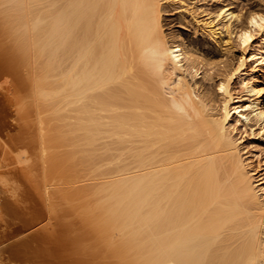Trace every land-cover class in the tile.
Masks as SVG:
<instances>
[{"label": "bare ground", "instance_id": "6f19581e", "mask_svg": "<svg viewBox=\"0 0 264 264\" xmlns=\"http://www.w3.org/2000/svg\"><path fill=\"white\" fill-rule=\"evenodd\" d=\"M18 1L0 123L14 113L26 134L0 149V264H264V172L232 136L255 122L264 145V11L242 24L198 0ZM176 6L200 36L237 39L218 106L198 45L170 33ZM235 81L255 100L237 106Z\"/></svg>", "mask_w": 264, "mask_h": 264}, {"label": "rangeland", "instance_id": "374dc122", "mask_svg": "<svg viewBox=\"0 0 264 264\" xmlns=\"http://www.w3.org/2000/svg\"><path fill=\"white\" fill-rule=\"evenodd\" d=\"M7 1L10 2L5 3V1L0 0V69L10 71L12 69L15 70L16 67L19 65L17 64L18 61L16 62L15 60L16 58L14 59L15 56L14 52L15 51L16 53L18 52L16 50L18 47L16 44H13L12 42L15 40L14 39L15 33L13 26H11L13 24L12 22L13 20H11V17L9 15L10 13L8 12V10L11 9L10 5L12 6L13 2L14 5L17 7L16 4L19 1L14 0L12 2L11 0H6V2ZM198 1H199L198 7L202 11L215 12L223 5L228 6L229 8H231L232 11H235L242 15V21H241L242 24L246 22L247 16L252 11H256V10L264 11V0H198ZM185 4H187V2H185ZM14 9L16 8L14 7L11 10ZM180 12H182V10L178 8V6H176L169 8L167 15L165 14L166 15L165 18L169 20L172 24L170 25L171 28L169 27L170 33L172 35H176L177 33L185 34L191 40L195 41V43L198 45L197 47L199 48V50L196 49L197 55L205 63H208L207 64L208 66L206 68H202L201 71H199L201 75L196 79V82L198 84H202L209 88V93H211V96L214 97L215 105L218 106L220 97L217 92V84L220 79L219 76L221 72H223L224 69L223 67L226 64L236 63L237 59L240 57V49L238 47L237 39L233 34L229 44H224V43L215 44L211 40H208L207 38L200 36L199 32L196 31V28L193 25L192 21L189 19L187 13L184 14L183 12L182 13ZM200 17H203V15H201ZM23 23L22 26L25 25V22ZM257 42L258 39L256 40L255 45L257 44ZM14 43L16 42L14 41ZM12 44L15 45V48ZM26 45L25 48L24 45L21 48L24 49L23 52L29 48L28 46L26 47ZM26 63L29 62L26 61ZM26 63L24 62V64ZM254 67H255L254 65L248 63L247 72L250 73L251 70L254 69ZM24 73L17 75L15 77L16 80L12 83L21 82L20 84H23L24 82H26V80L28 81V77H30V75L24 76ZM25 74L28 73L26 72ZM20 84L19 85L17 84V86H20ZM12 87L14 86L12 85ZM244 87L245 86L240 85L237 81H235V83L232 86L233 95L238 100L236 104L237 106L245 105L244 103H246L247 99L248 100L250 99V101L255 100L253 97H250L247 94ZM0 91L4 92L1 89ZM4 99H5L4 96H0L1 104L5 103ZM16 108L17 105H15L12 108V110ZM6 112L8 113L9 111L6 110ZM2 114L5 115L4 112L2 113L0 111V115ZM11 126H13V128ZM24 130L21 127L20 122L18 120L16 121V115L14 113L10 114V116H8L4 122L0 123V149H3L1 150L2 151L1 154H3L5 149L8 150L14 146V143H12L11 140H18L22 137H25L24 134L26 133ZM258 133H259V126L256 125L255 122H252L246 129L238 126L237 132L232 134L233 138L237 140V142L239 143V155L241 156L242 160L245 163L248 162L251 163V166L248 168V170L251 174L254 175L256 180L259 179L260 175L264 172V145L260 141L258 142L256 141V139L253 138ZM254 155H256V157ZM1 156L2 155H0V157ZM2 158L3 157H1V160L3 161ZM261 170L263 171L261 172Z\"/></svg>", "mask_w": 264, "mask_h": 264}, {"label": "snow or ice", "instance_id": "6c2138e0", "mask_svg": "<svg viewBox=\"0 0 264 264\" xmlns=\"http://www.w3.org/2000/svg\"><path fill=\"white\" fill-rule=\"evenodd\" d=\"M256 19H257L256 17H253V21H252V22L255 23ZM258 19H259L262 23H264V16L259 17ZM257 26H259V25H257ZM261 30L264 31V28H262ZM242 39L244 40V43L246 44V43H248L249 40L251 39V36H250L249 34L245 33L244 36L242 37ZM241 63H243V61H241ZM220 91H221V92L224 91V87H223V85L220 86Z\"/></svg>", "mask_w": 264, "mask_h": 264}]
</instances>
